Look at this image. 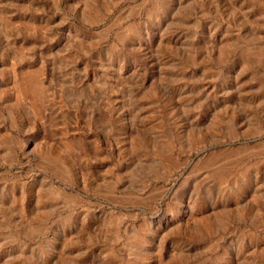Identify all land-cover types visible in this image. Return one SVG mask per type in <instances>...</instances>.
Returning a JSON list of instances; mask_svg holds the SVG:
<instances>
[{
  "label": "rangeland",
  "instance_id": "374dc122",
  "mask_svg": "<svg viewBox=\"0 0 264 264\" xmlns=\"http://www.w3.org/2000/svg\"><path fill=\"white\" fill-rule=\"evenodd\" d=\"M0 264H264V0H0Z\"/></svg>",
  "mask_w": 264,
  "mask_h": 264
}]
</instances>
